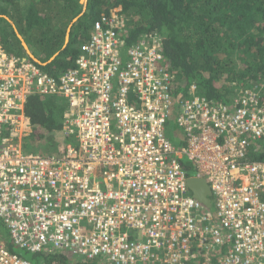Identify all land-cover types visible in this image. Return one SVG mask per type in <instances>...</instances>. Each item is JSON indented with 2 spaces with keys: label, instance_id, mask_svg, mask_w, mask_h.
Wrapping results in <instances>:
<instances>
[{
  "label": "built area",
  "instance_id": "2783aa9c",
  "mask_svg": "<svg viewBox=\"0 0 264 264\" xmlns=\"http://www.w3.org/2000/svg\"><path fill=\"white\" fill-rule=\"evenodd\" d=\"M120 12L93 22L57 76L0 43V264H31L14 249L185 264L193 243L222 249L219 264H264V104L252 91L209 103L192 86L176 105L158 36L127 45ZM32 95L67 104L62 137L76 143L59 157L26 150ZM184 157L209 185L211 214L189 193Z\"/></svg>",
  "mask_w": 264,
  "mask_h": 264
},
{
  "label": "trees",
  "instance_id": "16d2710c",
  "mask_svg": "<svg viewBox=\"0 0 264 264\" xmlns=\"http://www.w3.org/2000/svg\"><path fill=\"white\" fill-rule=\"evenodd\" d=\"M119 7L127 45L158 36L176 105L191 99L192 86L209 103L232 105L237 94L252 91L264 104V0H86L85 6L80 0H0V43L26 60L18 35L29 50V45L45 48L41 68L57 76L74 66L93 22ZM66 108L58 96L27 99L26 150L59 157L76 143L72 136L62 137ZM34 255L42 264H71L60 252Z\"/></svg>",
  "mask_w": 264,
  "mask_h": 264
},
{
  "label": "rangeland",
  "instance_id": "374dc122",
  "mask_svg": "<svg viewBox=\"0 0 264 264\" xmlns=\"http://www.w3.org/2000/svg\"><path fill=\"white\" fill-rule=\"evenodd\" d=\"M112 10H111V12H112ZM115 10H119V12L121 11L120 8H115ZM79 42H80V40H78L77 45L79 44ZM29 48L32 51V53L35 56V58H37L39 60H43L44 59L43 56L46 53V49L45 48H42V47L36 46V45H34V46L33 45H29ZM26 56L28 57L29 60H31L29 58V55L26 54ZM169 121L170 122H168L167 129H166L167 138L169 136V138L171 140V143L173 145H178L179 143L176 142V141H174L173 136H172V133L174 131H176L177 126H176V124H175V122L173 120H169ZM183 162L187 166H189L191 168L190 171H189V175H197V171L193 167L192 162L187 157H184L183 158ZM213 200L214 199H211V202H212V209H210V212L211 213L214 211V201ZM3 238L4 239H7L8 238L6 230L3 231ZM14 252L16 254H18L20 257H22V258L26 259L27 261H29L31 264H42L41 258H39L38 256H35L31 252L24 251L22 249H14Z\"/></svg>",
  "mask_w": 264,
  "mask_h": 264
},
{
  "label": "clouds",
  "instance_id": "9594fccd",
  "mask_svg": "<svg viewBox=\"0 0 264 264\" xmlns=\"http://www.w3.org/2000/svg\"><path fill=\"white\" fill-rule=\"evenodd\" d=\"M120 8V7H119ZM121 9V8H120ZM31 61H35V60H32L31 59ZM36 62H38V61H36ZM40 63V62H39ZM42 64V63H41ZM248 92V91H247ZM250 92V91H249ZM195 94H196V88H195ZM194 94V95H195ZM239 94H237L236 95V97L238 96ZM242 96V95H241ZM177 126V125H176ZM176 131H177V135L181 138L183 135H184V133H183V131L181 130V129H178V127H177V129H176ZM175 131V132H176ZM189 171H190V169L188 170V177H187V181L189 180V179H191V178H199V179H203V178H200V177H198V175H189ZM204 180V179H203ZM205 181V180H204ZM206 182V181H205ZM206 184H207V182H206ZM208 185V184H207ZM187 187H188V185H187ZM208 187H209V185H208ZM210 189V188H209ZM188 190H189V193L191 194V197L192 198H194L193 197V195H192V192L190 191V189L188 188ZM210 192H211V190H210ZM195 199V198H194ZM211 199H213V197H212V194L209 196V200H210V207L209 208H207V207H205L203 204H201L199 201H197L196 199V201L197 202H199L200 204H201V206L202 207H204L205 209H207L208 211H209V213L211 214V212H210V209H212V202H211ZM214 201V200H213ZM214 212V211H213ZM212 212V213H213ZM2 230V229H1ZM2 232H3V230H2ZM214 248H216V246H214L213 248H207V249H205V248H203V249H200V250H198L197 248H196V246L194 245V243H193V246H192V251L190 252L191 253V257H189L188 258V260L186 261V263L185 264H205V257L204 256H206L207 254H208V257H209V262H210V264H219V261H217V257L219 256V255H221V254H219V252L222 250V249H218V250H213V251H211L212 249H214ZM200 251V252H199ZM57 252H59V251H56V252H50V253H57ZM45 253V252H44ZM60 253H64V252H60ZM213 254V257L211 258V255L210 254ZM37 254H41V253H37ZM36 254V255H37ZM43 254V253H42ZM68 258H69V261L71 262V264H76V262H78V261H80V262H86V261H84V260H80V259H77V258H75V257H71L70 255H68L67 253H64ZM217 258V259H216ZM211 259V260H210ZM220 259V258H219ZM86 263H88V262H86ZM91 263H93V262H91Z\"/></svg>",
  "mask_w": 264,
  "mask_h": 264
},
{
  "label": "water",
  "instance_id": "95a60500",
  "mask_svg": "<svg viewBox=\"0 0 264 264\" xmlns=\"http://www.w3.org/2000/svg\"><path fill=\"white\" fill-rule=\"evenodd\" d=\"M80 3L85 6L86 5V0H80ZM75 21V20H74ZM22 47L25 49L27 54H30V57L33 59V56L31 55V52L27 48V45L25 44L24 40L20 35H18ZM68 42V36L66 35L65 38V43ZM57 54H55L56 56ZM188 188L192 192L193 197L199 201L201 204H203L205 207L209 208L210 207V200L209 196L211 195L210 189L206 182L203 179L199 178H191L187 181Z\"/></svg>",
  "mask_w": 264,
  "mask_h": 264
},
{
  "label": "crops",
  "instance_id": "0c3cea01",
  "mask_svg": "<svg viewBox=\"0 0 264 264\" xmlns=\"http://www.w3.org/2000/svg\"><path fill=\"white\" fill-rule=\"evenodd\" d=\"M13 28H15L14 26H13ZM68 36V35H67ZM22 45V44H21ZM28 48V47H27ZM25 50V49H24ZM30 51V50H29ZM26 52V51H25ZM31 52V51H30ZM26 54H27V52H26ZM27 55H29V58L30 59H32L31 57H30V54H27ZM31 55H32V53H31ZM33 56V55H32ZM32 60H35V61H38L39 62V60L38 59H36L34 56H33V59Z\"/></svg>",
  "mask_w": 264,
  "mask_h": 264
}]
</instances>
